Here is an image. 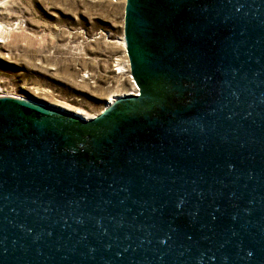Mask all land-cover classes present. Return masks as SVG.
Segmentation results:
<instances>
[{
    "label": "water",
    "instance_id": "water-1",
    "mask_svg": "<svg viewBox=\"0 0 264 264\" xmlns=\"http://www.w3.org/2000/svg\"><path fill=\"white\" fill-rule=\"evenodd\" d=\"M124 26L138 95L0 98V264H264V0H127Z\"/></svg>",
    "mask_w": 264,
    "mask_h": 264
},
{
    "label": "rangeland",
    "instance_id": "rangeland-1",
    "mask_svg": "<svg viewBox=\"0 0 264 264\" xmlns=\"http://www.w3.org/2000/svg\"><path fill=\"white\" fill-rule=\"evenodd\" d=\"M126 2L0 0V98L79 108L92 117L111 95L129 93Z\"/></svg>",
    "mask_w": 264,
    "mask_h": 264
},
{
    "label": "bare ground",
    "instance_id": "bare-ground-1",
    "mask_svg": "<svg viewBox=\"0 0 264 264\" xmlns=\"http://www.w3.org/2000/svg\"><path fill=\"white\" fill-rule=\"evenodd\" d=\"M126 44V42H125V40L123 41V45H125ZM117 65H119L120 66V62H119V64H117ZM126 66L125 65H121L120 67H119V70H121V72L122 71H126ZM132 76V75H131ZM130 92H132V93H134V94H137L138 92H139V87L137 86V84H136V82H135V80H134V77H133V87H132V90L130 91ZM129 92V93H130ZM124 94H128V93H123V94H119V95H111L110 96V98L108 99V101L106 102V105L107 104H110V103H113L118 97H120V96H122V95H124ZM26 101H29V100H26ZM50 104H52V103H50ZM52 105H54L55 107H57V108H60V109H63V110H66V111H69V112H72V113H75V114H78V115H80V116H82V117H85V118H90V116H88V115H86V114H84V113H82L81 112V110L79 109V108H76V109H73V110H70V109H67V108H65V107H63V106H60V105H56V104H52ZM105 105V106H106ZM104 106V107H105Z\"/></svg>",
    "mask_w": 264,
    "mask_h": 264
},
{
    "label": "trees",
    "instance_id": "trees-1",
    "mask_svg": "<svg viewBox=\"0 0 264 264\" xmlns=\"http://www.w3.org/2000/svg\"><path fill=\"white\" fill-rule=\"evenodd\" d=\"M185 101H187V99L186 98H181L180 100H177V101H175L172 105H171V107H178V106H181V105H183L182 103H184Z\"/></svg>",
    "mask_w": 264,
    "mask_h": 264
},
{
    "label": "flooded vegetation",
    "instance_id": "flooded-vegetation-1",
    "mask_svg": "<svg viewBox=\"0 0 264 264\" xmlns=\"http://www.w3.org/2000/svg\"><path fill=\"white\" fill-rule=\"evenodd\" d=\"M147 47V46H146ZM140 79V78H139ZM140 83H141V80H140ZM87 142V141H86ZM87 146V147H86ZM83 147V149H85V148H87V149H90L91 148V146H88L87 144L86 145H83L82 146ZM85 147V148H84Z\"/></svg>",
    "mask_w": 264,
    "mask_h": 264
},
{
    "label": "built area",
    "instance_id": "built-area-1",
    "mask_svg": "<svg viewBox=\"0 0 264 264\" xmlns=\"http://www.w3.org/2000/svg\"><path fill=\"white\" fill-rule=\"evenodd\" d=\"M139 94V92L137 93V95Z\"/></svg>",
    "mask_w": 264,
    "mask_h": 264
}]
</instances>
